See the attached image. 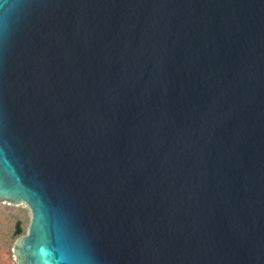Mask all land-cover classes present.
<instances>
[{
    "label": "water",
    "instance_id": "obj_1",
    "mask_svg": "<svg viewBox=\"0 0 264 264\" xmlns=\"http://www.w3.org/2000/svg\"><path fill=\"white\" fill-rule=\"evenodd\" d=\"M0 203L16 264H264V0H0Z\"/></svg>",
    "mask_w": 264,
    "mask_h": 264
},
{
    "label": "rangeland",
    "instance_id": "obj_2",
    "mask_svg": "<svg viewBox=\"0 0 264 264\" xmlns=\"http://www.w3.org/2000/svg\"><path fill=\"white\" fill-rule=\"evenodd\" d=\"M0 206V264H16L12 247L16 239L10 237V228L16 218L26 221L29 225L30 213L23 203L7 204Z\"/></svg>",
    "mask_w": 264,
    "mask_h": 264
},
{
    "label": "trees",
    "instance_id": "obj_3",
    "mask_svg": "<svg viewBox=\"0 0 264 264\" xmlns=\"http://www.w3.org/2000/svg\"><path fill=\"white\" fill-rule=\"evenodd\" d=\"M1 205H5L3 203H0ZM27 229H26V221L16 218L10 228V237L12 239H17L20 236L24 235L26 233Z\"/></svg>",
    "mask_w": 264,
    "mask_h": 264
}]
</instances>
